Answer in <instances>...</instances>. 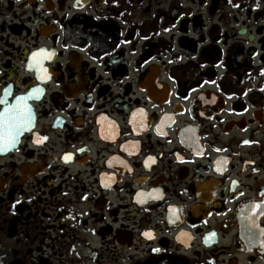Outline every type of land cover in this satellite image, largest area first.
<instances>
[{
    "label": "flooded vegetation",
    "instance_id": "af4514ba",
    "mask_svg": "<svg viewBox=\"0 0 264 264\" xmlns=\"http://www.w3.org/2000/svg\"><path fill=\"white\" fill-rule=\"evenodd\" d=\"M6 108L0 264H264V0H0Z\"/></svg>",
    "mask_w": 264,
    "mask_h": 264
},
{
    "label": "snow or ice",
    "instance_id": "6c2138e0",
    "mask_svg": "<svg viewBox=\"0 0 264 264\" xmlns=\"http://www.w3.org/2000/svg\"><path fill=\"white\" fill-rule=\"evenodd\" d=\"M46 56L45 53L37 52L33 53V59L36 60L37 63H39L41 58H44ZM18 100L23 98H17ZM12 109L6 108L3 113H0V118H2V127L4 132V142L5 143H11L15 140V134L18 131L20 125L23 122L22 115H17L14 117H10V112Z\"/></svg>",
    "mask_w": 264,
    "mask_h": 264
}]
</instances>
